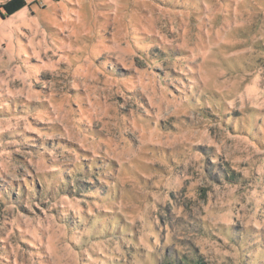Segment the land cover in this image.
<instances>
[{"label":"rangeland","instance_id":"374dc122","mask_svg":"<svg viewBox=\"0 0 264 264\" xmlns=\"http://www.w3.org/2000/svg\"><path fill=\"white\" fill-rule=\"evenodd\" d=\"M7 1L0 264H264V0Z\"/></svg>","mask_w":264,"mask_h":264},{"label":"trees","instance_id":"16d2710c","mask_svg":"<svg viewBox=\"0 0 264 264\" xmlns=\"http://www.w3.org/2000/svg\"><path fill=\"white\" fill-rule=\"evenodd\" d=\"M27 5L26 0H8L4 5L3 8L7 12V16H10L21 9H23ZM169 260V261H168ZM166 264H191L189 262H183L177 259H168ZM196 264H204L200 263V261H196Z\"/></svg>","mask_w":264,"mask_h":264}]
</instances>
